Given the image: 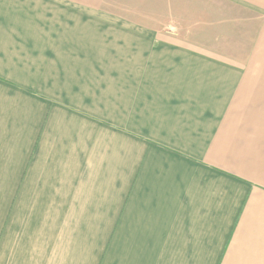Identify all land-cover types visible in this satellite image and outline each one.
Returning <instances> with one entry per match:
<instances>
[{
	"label": "crops",
	"instance_id": "1",
	"mask_svg": "<svg viewBox=\"0 0 264 264\" xmlns=\"http://www.w3.org/2000/svg\"><path fill=\"white\" fill-rule=\"evenodd\" d=\"M241 22L0 0V264H264V36Z\"/></svg>",
	"mask_w": 264,
	"mask_h": 264
},
{
	"label": "rangeland",
	"instance_id": "2",
	"mask_svg": "<svg viewBox=\"0 0 264 264\" xmlns=\"http://www.w3.org/2000/svg\"><path fill=\"white\" fill-rule=\"evenodd\" d=\"M207 6H215L216 13H221L228 19H242V32L264 36V0H201ZM219 18V15H217ZM239 28V27H238ZM237 28V30H238ZM261 35V36H262ZM260 36V37H261ZM251 36H249L250 38ZM264 41V40H263ZM257 50L264 51V43L258 45ZM234 47V46H233ZM260 60L264 57H259Z\"/></svg>",
	"mask_w": 264,
	"mask_h": 264
}]
</instances>
